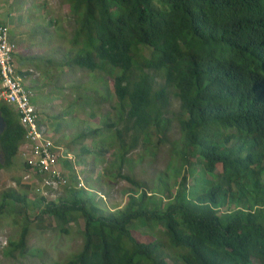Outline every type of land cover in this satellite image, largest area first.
Returning <instances> with one entry per match:
<instances>
[{
  "label": "trees",
  "instance_id": "trees-1",
  "mask_svg": "<svg viewBox=\"0 0 264 264\" xmlns=\"http://www.w3.org/2000/svg\"><path fill=\"white\" fill-rule=\"evenodd\" d=\"M68 1L81 44L68 63L113 80L118 101L110 121L94 115L91 134L118 159L110 171L122 167L118 178L137 192L106 214L78 182L69 201L48 208L69 224L76 214L85 221L83 250L69 264H169L167 252L173 264H264V0ZM172 93L181 109L178 189L162 174L149 196L147 183L123 170L143 138L163 143ZM0 112V151L10 165L26 132L13 108L0 102ZM156 193L167 196L165 208L151 200ZM138 229L155 240L138 242ZM23 233L19 249L27 247Z\"/></svg>",
  "mask_w": 264,
  "mask_h": 264
},
{
  "label": "crops",
  "instance_id": "crops-1",
  "mask_svg": "<svg viewBox=\"0 0 264 264\" xmlns=\"http://www.w3.org/2000/svg\"><path fill=\"white\" fill-rule=\"evenodd\" d=\"M68 5L69 7L61 12L60 7L63 5L57 0H0V25L9 28V39L17 46L15 55L17 75L32 91V101L39 112L40 125L47 131L49 139L57 149H61L64 155L69 154L74 157V160L67 158L61 160L60 168L69 175L73 187L76 188L78 185L76 172H79L87 186L86 189H95L96 186V189H99L105 186V181L113 183L111 179L121 180V178H118L116 171H110V167L116 168L118 163V159L113 158L114 152L106 155L100 138L94 139L91 134L95 130L93 111L88 109L89 105L75 101L66 104L68 91L63 102H60L61 108L51 111L52 102L48 98L51 94L46 88L41 89L44 84L34 74L33 69H41L39 63L33 61L36 58L35 55L32 56L35 53L33 49L41 48L48 39L54 37V33L57 37L58 33L68 28V22L75 21L70 4ZM41 37L47 39L42 40ZM57 48L56 42L46 47L49 52H55ZM73 85L69 84V86ZM46 92L50 95L47 96ZM107 175L110 176V180H107ZM27 176L31 177V181L24 180ZM36 179L40 177L32 174L26 167L20 152L10 165H5L0 159V208L3 207L0 211V238L7 241L9 246L0 253V258H9L8 254L13 248L12 239H17L18 243H21L19 234L24 236L25 230L29 231L28 246V241L34 244L37 243L36 240H40V237L58 238L62 232H69L70 228L83 229L80 221L84 219L81 214H76L78 217L69 224L48 213V207L38 195L39 188L34 182ZM72 194V189L66 192V201L68 196L72 198ZM16 232L19 234L16 235ZM15 258L13 256L9 261L13 259L14 262ZM2 261L0 260V264H4Z\"/></svg>",
  "mask_w": 264,
  "mask_h": 264
},
{
  "label": "rangeland",
  "instance_id": "rangeland-1",
  "mask_svg": "<svg viewBox=\"0 0 264 264\" xmlns=\"http://www.w3.org/2000/svg\"><path fill=\"white\" fill-rule=\"evenodd\" d=\"M57 2L63 5L60 7L61 12L69 7L68 0H57ZM67 25L68 28H65L66 30L64 32L58 33L57 37H55L57 34L54 33V37L48 39V42L43 44L41 48L33 49L35 53H33L32 56L35 55L36 57L33 61L39 63L41 67V69L33 68L35 70L34 74L39 77L44 84L41 89L46 88L51 94V96H49L50 94L46 92V95L49 96V101L52 102V104H50L51 111L52 109L61 108L60 102H63L68 91L69 95L65 99L66 104L75 101L79 104L89 105L90 107L88 109H91L94 115L99 117V119H94V122L102 118H105L106 121H110V116H113L118 108L114 82L108 77L103 76L102 73L81 70L75 67V65L68 63L69 58L80 50L81 44H76L74 41V32L77 27V22L73 20L68 22ZM41 39L44 40L47 38L41 37ZM55 42L58 45L57 50L55 52L47 51L46 47ZM144 56H150L149 49H144ZM70 83L74 85L69 86ZM159 83L162 84L164 82L160 80ZM179 114L181 116L180 101L175 94L172 93V106L169 111V118L172 121L171 129L167 136H162L164 138L163 143H159V146H155L154 142L148 144L143 138L140 146L128 155L127 159L131 163L132 168L130 169V165L127 164L125 170H123V174L133 176L139 181L146 182L147 187L150 188L148 191L149 196H151L155 190H158L156 182L162 174H164L170 185L174 187V190L178 189V185H175V175L176 169L182 164V157L177 152V145L183 144V142H181L182 133L180 131ZM131 138V134L126 135V140L129 145H131ZM154 139L157 141L158 134L154 135ZM190 161H193V159ZM216 169L221 171V166H216ZM118 172H122V167ZM181 174H184L183 169L181 170ZM108 179L110 180L109 175H107V180ZM190 179L191 177H188V183L191 185L192 180ZM110 181L113 183L105 181V186L101 185L104 187L99 189H96L97 186L95 189H86L82 187L86 189V191H89L88 195L91 196L93 200L95 197L106 214H109L111 211L115 213L116 211L112 210L114 207L117 208L116 210L123 209L129 200V194L131 192L133 194L137 193L135 192L136 187L128 183V181L119 180L114 182L112 179ZM38 195L40 196L39 193ZM165 197L167 196L163 197L156 193L155 196L151 197V200L154 202H161L158 208L163 209L167 204V199ZM70 198L71 196H68V201ZM65 199L66 197H63L53 204H46L45 201H43V203L45 206L57 207L64 203L63 200ZM75 217H78V215ZM80 223L81 227L84 229L85 221L81 219ZM83 229L79 230L77 227L76 229L74 227L70 228L68 234H63L62 232L58 238L50 239L40 237V240H36L37 243L32 244L28 241V246L22 249L18 248V245H20L18 240L12 239V243L15 245L9 252L10 254H8L9 258L3 259V257H1L0 260H3L2 262L4 264H69L72 258L83 250ZM160 229L161 228H157L154 231L156 239L166 241L167 239L161 233ZM140 232L139 229L132 232L138 242L147 243L150 240H155L153 236V238H151L150 235L146 236ZM17 234H19V232H16V235ZM19 237H21L19 242H22L23 236L19 234ZM13 256L16 257V261L14 260L13 262V259L9 261ZM165 256H167L168 263L173 264L172 260L174 259L170 257L168 252L165 253Z\"/></svg>",
  "mask_w": 264,
  "mask_h": 264
},
{
  "label": "built area",
  "instance_id": "built-area-1",
  "mask_svg": "<svg viewBox=\"0 0 264 264\" xmlns=\"http://www.w3.org/2000/svg\"><path fill=\"white\" fill-rule=\"evenodd\" d=\"M16 53L17 46L9 39V28L0 25V98L13 106L20 115L26 132L25 142L20 147L21 156L31 173L40 177L34 181L40 197L46 204H53L65 197L72 184L69 175L60 168L64 152L54 146L40 125L38 111L32 103V91L17 75ZM68 158L74 160L72 155H68ZM76 173L79 187L86 188L82 176ZM24 180L31 181V177L27 176Z\"/></svg>",
  "mask_w": 264,
  "mask_h": 264
},
{
  "label": "clouds",
  "instance_id": "clouds-1",
  "mask_svg": "<svg viewBox=\"0 0 264 264\" xmlns=\"http://www.w3.org/2000/svg\"><path fill=\"white\" fill-rule=\"evenodd\" d=\"M0 102H3V103H5V104H7L4 100H2L1 98H0ZM32 103H33V101H32ZM8 106H10L11 108H13L14 110H15V108L13 107V106H11V105H9V104H7ZM36 108V107H35ZM37 109V108H36ZM16 111V110H15ZM38 111V110H37ZM17 112V111H16ZM18 113V112H17ZM38 115H39V112H38ZM20 116V115H19ZM40 123V122H39ZM20 125L22 126V124H21V119H20ZM22 128L24 129V127L22 126ZM25 131V130H24ZM47 132V131H46ZM48 134V133H47ZM24 142H25V138H24V140L22 141V143L20 144V147H21V145H23L24 144ZM20 147H19V149H18V152H20L19 150H20ZM1 156V155H0ZM1 160H2V156H1ZM192 185V184H191ZM187 186H190V184L188 183L187 184ZM80 188V187H79ZM82 188V187H81ZM44 201V200H43ZM46 207H50V206H46ZM9 248V246H8V242L7 241H3V239L2 238H0V253H2L4 250H6V249H8Z\"/></svg>",
  "mask_w": 264,
  "mask_h": 264
},
{
  "label": "water",
  "instance_id": "water-1",
  "mask_svg": "<svg viewBox=\"0 0 264 264\" xmlns=\"http://www.w3.org/2000/svg\"><path fill=\"white\" fill-rule=\"evenodd\" d=\"M6 126H7V124L5 122V119L0 112V137L4 133ZM0 159H1V156H0Z\"/></svg>",
  "mask_w": 264,
  "mask_h": 264
}]
</instances>
